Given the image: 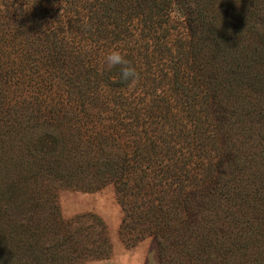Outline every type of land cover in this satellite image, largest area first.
<instances>
[{"label":"trees","instance_id":"1","mask_svg":"<svg viewBox=\"0 0 264 264\" xmlns=\"http://www.w3.org/2000/svg\"><path fill=\"white\" fill-rule=\"evenodd\" d=\"M0 181L23 264L108 259L104 222L56 203L108 185L128 246L229 264L264 227V0H0Z\"/></svg>","mask_w":264,"mask_h":264},{"label":"rangeland","instance_id":"2","mask_svg":"<svg viewBox=\"0 0 264 264\" xmlns=\"http://www.w3.org/2000/svg\"><path fill=\"white\" fill-rule=\"evenodd\" d=\"M1 182L0 185L4 186ZM1 192L3 191L0 190V199L5 202L7 198ZM56 192V203L63 219L71 220L78 216L90 214L99 217L106 226L110 257L103 260L88 261L85 264H159L157 247L153 239H146L135 246H128L122 239L121 226L124 211L113 185H108L96 192H82L63 187H58ZM50 211L51 203L48 202L46 214ZM22 217L24 218L25 215L16 211L8 212L5 205L0 207V243L7 247L6 253L0 259L1 264L25 263L24 257L14 248L21 235V228L18 226H21L20 222H26ZM261 234V240L256 243H247L242 248L241 253L231 258L229 264H264V227L261 229ZM8 245L14 247L9 248Z\"/></svg>","mask_w":264,"mask_h":264},{"label":"clouds","instance_id":"3","mask_svg":"<svg viewBox=\"0 0 264 264\" xmlns=\"http://www.w3.org/2000/svg\"><path fill=\"white\" fill-rule=\"evenodd\" d=\"M104 60L109 68L120 66L121 81L129 82V87L135 85L138 74L130 62L118 50H112L107 53Z\"/></svg>","mask_w":264,"mask_h":264}]
</instances>
